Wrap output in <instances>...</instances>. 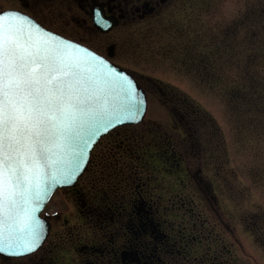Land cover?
Listing matches in <instances>:
<instances>
[{
	"label": "rangeland",
	"instance_id": "rangeland-1",
	"mask_svg": "<svg viewBox=\"0 0 264 264\" xmlns=\"http://www.w3.org/2000/svg\"><path fill=\"white\" fill-rule=\"evenodd\" d=\"M7 7L19 5L0 0ZM137 45L119 59L147 90V112L117 130L127 133L120 147L118 137L96 146L76 185L103 218L82 211L74 189L46 203L49 261L106 264L103 249L82 246L101 248L103 222L117 206L129 213L139 194L169 236L160 247L187 241L163 261L264 264V0H187ZM122 239L133 237L123 228Z\"/></svg>",
	"mask_w": 264,
	"mask_h": 264
},
{
	"label": "snow or ice",
	"instance_id": "snow-or-ice-1",
	"mask_svg": "<svg viewBox=\"0 0 264 264\" xmlns=\"http://www.w3.org/2000/svg\"><path fill=\"white\" fill-rule=\"evenodd\" d=\"M95 23L109 26L99 9ZM146 112L130 72L25 13L0 12V254L35 253L50 193L77 180L103 134Z\"/></svg>",
	"mask_w": 264,
	"mask_h": 264
},
{
	"label": "flooded vegetation",
	"instance_id": "flooded-vegetation-1",
	"mask_svg": "<svg viewBox=\"0 0 264 264\" xmlns=\"http://www.w3.org/2000/svg\"><path fill=\"white\" fill-rule=\"evenodd\" d=\"M186 1L16 0L19 8L7 7L5 9H15L25 13L44 28L78 42L115 65L126 68L125 64H121L123 60L119 57L123 58V55L129 53L130 48H134L133 46L139 44L140 40L151 33L154 25L167 21L174 9ZM97 9L108 21V27H102L95 23ZM117 134V130H115L103 139H113L117 137ZM73 193H75V189ZM145 203L148 204L147 210L143 209ZM145 203L140 202L139 207L133 203L129 213L121 206H117L116 217L110 219V222L106 224L107 232L103 233L106 239L99 242L101 248H93L92 245L86 244L82 248L99 253L104 250L106 264H113L112 261L116 264H172V261H163L160 255L175 253L180 256L182 251L179 246L183 248L184 245H187V241L185 240V243L181 244L180 239H176L160 247L161 241L156 230L160 228L162 222L157 217L154 204L152 202ZM143 217L150 221V224L144 225L146 227L141 223ZM152 217H156L155 220ZM123 228L131 233L132 243L127 239L125 241L122 239ZM187 236L189 235H184V238ZM162 237L166 239L169 236L164 232ZM82 248L80 250L84 251ZM48 252H51V248L45 242L35 253L24 257L9 258L0 255V264H53V261H49ZM201 258V256H193L192 260L199 262L202 260Z\"/></svg>",
	"mask_w": 264,
	"mask_h": 264
},
{
	"label": "trees",
	"instance_id": "trees-1",
	"mask_svg": "<svg viewBox=\"0 0 264 264\" xmlns=\"http://www.w3.org/2000/svg\"><path fill=\"white\" fill-rule=\"evenodd\" d=\"M182 110H181V113H183V114H185L187 117L190 115V116H192L194 113H192V112H188L187 110H185L184 111V109L183 108H181ZM187 111V112H186ZM187 113H189V114H187ZM191 125H194V127H196L197 125H196V123H195V121L193 120L192 121V123H191ZM196 125V126H195ZM125 132V131H124ZM120 133V132H117L118 134V140H116V144L115 145H117L118 146V144L119 143H122L123 142V140L125 139V137H126V135H127V133ZM124 135V136H123ZM121 136H123V139H122V141H121V139H119V137H121ZM137 136H139L140 137V134H132L131 135V140L132 141H134V144L135 143H138V141H137ZM143 137L141 136V140L143 141ZM155 144H159L158 142H154ZM194 143H198L197 141H195ZM197 145V144H196ZM118 147H120V146H118ZM112 157H114L113 155H108V156H106V159H108V160H110ZM75 189V193H73L74 194V196L77 198V202H78V204H79V207H81L82 209V211H84L85 209V213H87V214H91L92 216H93V219H95V220H99V218L98 217H102L104 214H101L100 212H98L99 210L98 209H96L95 207L94 208H92V206H90V204L88 203V205H87V203H86V197L84 198V197H82L81 198V195H84V192L81 190V188H74ZM138 196H139V198H140V200L139 201H137V200H135V201H132V203H131V206H132V204L134 203L135 205H136V207H138L137 206V203H138V205L140 206V202H143V203H145V202H148V200H144V198L141 196V195H139L138 194ZM145 205H147L146 203H145ZM148 205L147 206H145L144 207V204H143V209H145V210H147L148 208ZM91 208V209H90ZM131 209V208H130ZM91 210V211H90ZM89 211V212H88ZM103 218V217H102ZM105 218V217H104ZM113 217L111 216V217H109L108 216V222H110V219H112ZM150 219H151V216L149 217ZM154 220H155V218L156 217H152ZM148 220V219H147ZM150 222V221H149ZM160 222H162V221H160ZM104 224L105 223H107V222H103ZM150 224V223H149ZM153 224V223H152ZM161 227V226H160ZM159 231V229H157L156 230V232H157V235H158V237H160V235H162V234H160V232H158ZM164 239V238H163Z\"/></svg>",
	"mask_w": 264,
	"mask_h": 264
},
{
	"label": "water",
	"instance_id": "water-1",
	"mask_svg": "<svg viewBox=\"0 0 264 264\" xmlns=\"http://www.w3.org/2000/svg\"><path fill=\"white\" fill-rule=\"evenodd\" d=\"M2 12H3V11H2ZM127 124H136V123H127ZM103 135H104V134H103ZM103 135H102V136H103ZM74 183H75V182H74ZM74 183H73V184H74ZM73 184H72V185H73ZM72 185H70V186H72ZM70 186H62V187H70ZM62 187H56L54 190H56L57 188H62ZM54 190H53V191H54ZM53 191L50 193V195L53 193ZM45 204H46V203H45ZM45 204H44V205H45ZM43 207H44V206H43ZM43 207L41 208V210L43 209ZM41 210L39 211V213L41 212ZM39 213H38V215H39ZM39 217H40V216H39ZM40 218H41V217H40ZM41 220L45 222V224H46V226H47V228H48V230H47V232H46V236H47L48 231H49V228H50V225H49V223H48L45 219H42V218H41ZM3 255H5V254H3ZM6 256H7V255H6Z\"/></svg>",
	"mask_w": 264,
	"mask_h": 264
}]
</instances>
